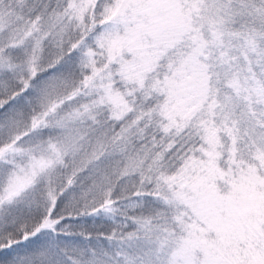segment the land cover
<instances>
[{
  "label": "snow or ice",
  "instance_id": "1",
  "mask_svg": "<svg viewBox=\"0 0 264 264\" xmlns=\"http://www.w3.org/2000/svg\"><path fill=\"white\" fill-rule=\"evenodd\" d=\"M0 264H264V0H0Z\"/></svg>",
  "mask_w": 264,
  "mask_h": 264
}]
</instances>
